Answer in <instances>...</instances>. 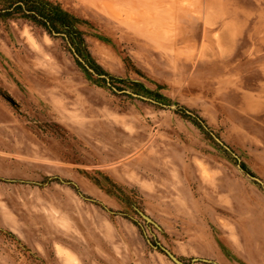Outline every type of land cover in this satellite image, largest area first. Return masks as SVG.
Wrapping results in <instances>:
<instances>
[{
  "label": "rangeland",
  "instance_id": "1",
  "mask_svg": "<svg viewBox=\"0 0 264 264\" xmlns=\"http://www.w3.org/2000/svg\"><path fill=\"white\" fill-rule=\"evenodd\" d=\"M46 1L114 80L0 14V264H264V0Z\"/></svg>",
  "mask_w": 264,
  "mask_h": 264
},
{
  "label": "trees",
  "instance_id": "2",
  "mask_svg": "<svg viewBox=\"0 0 264 264\" xmlns=\"http://www.w3.org/2000/svg\"><path fill=\"white\" fill-rule=\"evenodd\" d=\"M4 11L7 15H14L17 13V15H20L22 18L41 26L49 35L59 36L62 40L69 43V46H73L77 54L85 60V63L94 74L99 77H108L100 66L94 64L90 60L83 35L74 29L69 15L62 11L57 5H53L46 0H13L11 6H8L5 10H1L0 14L4 13ZM73 48H71V50H73ZM73 53L78 60H80L74 50ZM113 80L114 79L109 78V81L112 82ZM177 111L180 115L193 122L201 131H205L206 134L212 135V132L201 118L189 112V110L184 107L178 106ZM240 167L248 175L254 177L252 173L247 171L243 164H241ZM154 247L161 251L162 247L159 244H155Z\"/></svg>",
  "mask_w": 264,
  "mask_h": 264
},
{
  "label": "water",
  "instance_id": "3",
  "mask_svg": "<svg viewBox=\"0 0 264 264\" xmlns=\"http://www.w3.org/2000/svg\"><path fill=\"white\" fill-rule=\"evenodd\" d=\"M259 182V181H258ZM137 214L140 216V218L149 225L154 226L155 228H159L149 217H147L146 215H144L142 212H140L139 210H137ZM161 251L163 253L166 254V256L174 263V264H183L181 263L175 256H173L171 253H169L167 250H165L164 248H161ZM196 261V260H193Z\"/></svg>",
  "mask_w": 264,
  "mask_h": 264
}]
</instances>
